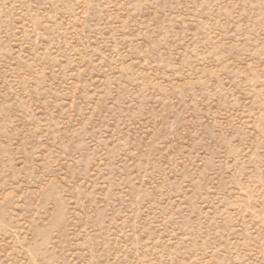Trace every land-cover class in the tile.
I'll list each match as a JSON object with an SVG mask.
<instances>
[{"label":"rangeland","instance_id":"374dc122","mask_svg":"<svg viewBox=\"0 0 264 264\" xmlns=\"http://www.w3.org/2000/svg\"><path fill=\"white\" fill-rule=\"evenodd\" d=\"M0 264H264V0H0Z\"/></svg>","mask_w":264,"mask_h":264}]
</instances>
